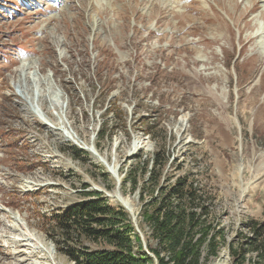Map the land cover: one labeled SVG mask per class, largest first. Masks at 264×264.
<instances>
[{
    "label": "rangeland",
    "instance_id": "rangeland-1",
    "mask_svg": "<svg viewBox=\"0 0 264 264\" xmlns=\"http://www.w3.org/2000/svg\"><path fill=\"white\" fill-rule=\"evenodd\" d=\"M159 143L215 197L203 264H264V0H0V264H75L55 218L89 194L147 231L125 175Z\"/></svg>",
    "mask_w": 264,
    "mask_h": 264
},
{
    "label": "trees",
    "instance_id": "trees-1",
    "mask_svg": "<svg viewBox=\"0 0 264 264\" xmlns=\"http://www.w3.org/2000/svg\"><path fill=\"white\" fill-rule=\"evenodd\" d=\"M157 147L150 170L149 162L142 161V175L137 177L132 170L125 175L131 190L140 188L143 202L144 193L152 190L142 212L147 231L144 227L143 233L138 232L122 205L113 207L99 194H89L55 218L61 233L60 252L75 264H203L217 256L226 238L219 221L214 220V195L192 172L172 181L164 172L169 164L165 146L159 143ZM84 240L106 248L92 250ZM256 250L264 260V243ZM245 253L236 254V259H242L239 264H245Z\"/></svg>",
    "mask_w": 264,
    "mask_h": 264
},
{
    "label": "bare ground",
    "instance_id": "bare-ground-1",
    "mask_svg": "<svg viewBox=\"0 0 264 264\" xmlns=\"http://www.w3.org/2000/svg\"><path fill=\"white\" fill-rule=\"evenodd\" d=\"M58 1V0H57ZM262 1V0H261ZM177 3V2H176ZM181 3V2H180ZM171 4V3H170ZM96 29V28H95ZM35 63V62H34ZM37 63V62H36ZM33 65V62L32 61H30V63H29V65L28 66H32ZM23 67V66H22ZM23 68H25V67H23ZM26 69V68H25ZM21 73H24V70H21ZM28 75V74H27ZM26 75V76H27ZM45 85H47V84H45ZM40 104V103H39ZM55 105V104H54ZM36 107V106H35ZM55 107H57V108H59V109H64V106H62V105H55ZM28 108H29V106H28ZM37 110H38V108H37ZM38 112H39V110H38ZM37 112V113H38ZM43 112H44V115H45V117L48 119V116H49V112H46V110L44 109L43 110ZM39 116V115H38ZM42 116V115H41ZM42 119V118H41ZM45 119V118H44ZM66 119V118H65ZM50 120V119H49ZM42 121V120H41ZM51 121V120H50ZM43 122H44V120H43ZM116 166H117V164H116ZM116 168V167H115ZM113 169V171L114 172H116V169ZM112 169V168H111ZM118 171V170H117ZM119 172V171H118ZM118 174V173H117ZM116 192V191H115ZM115 197H117V199H118V201L122 204V205H124L126 208H127V210L130 212V214L132 213V214H135V209H134V206H133V204H132V202L129 200V199H125V198H122L121 196H120V194H117ZM19 247V246H18ZM21 252V251H20Z\"/></svg>",
    "mask_w": 264,
    "mask_h": 264
},
{
    "label": "water",
    "instance_id": "water-1",
    "mask_svg": "<svg viewBox=\"0 0 264 264\" xmlns=\"http://www.w3.org/2000/svg\"><path fill=\"white\" fill-rule=\"evenodd\" d=\"M120 185V184H119ZM132 215V214H131ZM132 217H133V221H135L136 220V217H134L133 215H132ZM141 234V233H140Z\"/></svg>",
    "mask_w": 264,
    "mask_h": 264
}]
</instances>
